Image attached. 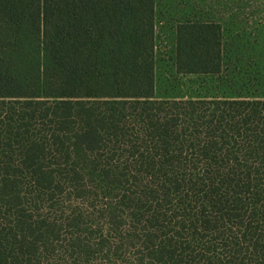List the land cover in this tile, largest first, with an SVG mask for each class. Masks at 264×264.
I'll return each instance as SVG.
<instances>
[{"label": "trees", "instance_id": "obj_1", "mask_svg": "<svg viewBox=\"0 0 264 264\" xmlns=\"http://www.w3.org/2000/svg\"><path fill=\"white\" fill-rule=\"evenodd\" d=\"M154 43L155 0H0V264H51L42 209L71 207L74 262L115 254L80 204L119 236L127 211L136 264H264V99H155ZM174 54L220 73L222 25L178 24Z\"/></svg>", "mask_w": 264, "mask_h": 264}, {"label": "rangeland", "instance_id": "obj_2", "mask_svg": "<svg viewBox=\"0 0 264 264\" xmlns=\"http://www.w3.org/2000/svg\"><path fill=\"white\" fill-rule=\"evenodd\" d=\"M186 21L222 25L224 59L220 73L180 75L175 72L176 26ZM154 45L155 99H264V0H155ZM73 206V211L85 217V227L92 231L87 242L104 237L108 247L119 246L115 254L104 250L91 254L90 262L84 264H136L139 253L135 247H129L128 232L132 227L126 210H117L122 221L117 230L121 232L119 236L109 230L108 220L100 216L99 207ZM75 206L78 207L75 209ZM71 210L68 207L62 211H39L56 221L60 230L62 246L57 247L51 264H82L81 260L75 263L70 253L63 249V244L70 243L72 234L63 220Z\"/></svg>", "mask_w": 264, "mask_h": 264}]
</instances>
